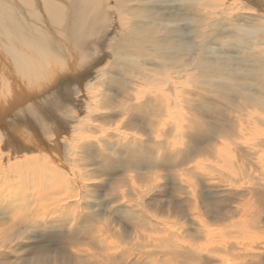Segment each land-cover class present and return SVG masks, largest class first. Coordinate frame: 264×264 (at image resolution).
I'll return each mask as SVG.
<instances>
[{"label":"bare ground","instance_id":"1","mask_svg":"<svg viewBox=\"0 0 264 264\" xmlns=\"http://www.w3.org/2000/svg\"><path fill=\"white\" fill-rule=\"evenodd\" d=\"M156 7L167 11L177 10L180 20L191 18L188 25L184 24V30H188L190 36L179 41L174 38L172 31L140 25L138 22L148 20L149 11ZM263 7L264 0H0V124L5 123V130L0 132V144L11 145L23 113L29 115L28 119L34 127L44 129L48 123L51 131L49 141L22 147V152H32V155L21 151L17 153L15 143L13 154L9 153L5 159L7 168L0 166V171L13 170L16 177L7 183L0 182V251L13 249V244L26 234L42 230L46 226V218L67 214L68 219L61 224L67 235L71 234L74 223L88 218L75 217L77 213L87 211L84 207L87 204L85 197L97 193L96 188L87 190V184L98 176L86 175L85 169L77 170L76 177L67 175V171H70L68 164L74 156V149L66 139L70 134V123L56 115L59 113L58 104H54V110H51L46 102L41 104L39 100L46 96L49 98L62 85L69 87L71 82L78 85L68 92V97L77 96L79 87L89 99L87 107L80 111L83 123L72 129V134L81 138L79 131L87 125L92 128L87 138L97 146H101V140L107 139L112 133L137 141L140 139L138 131L131 133L121 120L108 128L90 116L104 113L119 116L120 111H107L114 103H118L124 112L138 105L140 113L147 116L144 117L145 121L152 126L160 125L164 113L174 111L173 117L176 119L180 115L176 111V93L180 86H171V92L156 85L150 86L145 92L146 97L138 104L133 84L146 79L140 76L143 67L156 60L161 63L152 67L154 75L150 83L168 82V79L180 75L175 67L178 56L165 52L184 50L188 46L182 42L193 41L191 48L197 47L196 53L206 56L200 62L203 66L199 72L200 78L215 89L219 100L232 107H238L241 103L245 105V108L236 110L244 117L243 123L247 124L252 116L248 122L250 128L264 127V79H261L262 84L254 81L246 83L247 91L255 88L248 100H244L241 91L232 88L225 91L217 83L218 77L224 75H212L211 70L217 66L225 74L227 68L210 59V51L203 50L216 42L220 43V47L227 46L234 50H245L255 45V49L264 56ZM234 10L241 12L244 17H253H234ZM165 66L173 67L170 75ZM82 70L86 73L78 77L77 74ZM133 73L136 75L131 77ZM106 85H113L112 89L119 92V97H123L105 98L102 91ZM182 103L190 104L187 99ZM204 103L209 108L217 107L212 100H205ZM44 109L50 112L48 121L42 111ZM61 110L67 112L63 106ZM12 112L20 113L5 122L4 119ZM187 127L194 128L193 122L188 123ZM181 133L182 127H177L175 136L179 138ZM216 137L223 141L230 139L227 134ZM255 149L262 150L260 144H253L250 151ZM195 156L200 166L204 165L203 160L209 158L202 148H196ZM254 161L252 171L246 176L247 180L239 184L264 188V159L256 155ZM220 162L223 170L212 171L213 176L232 169L231 164ZM180 164L186 169L181 170L180 174L176 173V176L187 178L194 162ZM18 169L25 170L26 174H19ZM126 178L133 179L131 174L126 175ZM19 181L22 187L14 188ZM4 183L11 190H5ZM219 184L210 182L204 185L214 189L220 187ZM125 191L136 200L139 197L143 199V190L141 192L135 186ZM13 196L17 197L16 202ZM100 205L103 207L105 203L101 202ZM258 206L262 207L261 204ZM254 219V225L260 224L264 222V214L261 217L255 215ZM150 228L157 234L156 252L151 257L144 247H131L124 239L111 243L108 222L89 218L81 232L99 236L102 240L95 246L88 237L85 238L87 247L82 244L84 241L64 239L54 242L50 256L25 257L14 260L13 264H264V244L244 243L241 241L243 239H236L239 241L230 245L224 234L214 233L204 223L191 224L188 231L180 227L174 230L167 222L157 218ZM5 229L8 231L7 236ZM246 230L249 228H244L242 232ZM226 234L231 236V232ZM95 247L100 251H96ZM112 248L119 250V254H108L106 261L99 262L100 255ZM139 255L144 260L137 262ZM5 256L0 254V264L12 262Z\"/></svg>","mask_w":264,"mask_h":264},{"label":"rangeland","instance_id":"2","mask_svg":"<svg viewBox=\"0 0 264 264\" xmlns=\"http://www.w3.org/2000/svg\"><path fill=\"white\" fill-rule=\"evenodd\" d=\"M149 13L148 20L138 22L140 25H146L151 29L159 27L164 28L165 31H172L174 38L179 41L190 36L189 31L184 30V24L188 25L191 18L180 20L177 10L167 11L156 7ZM236 16L253 17V15L244 17L241 12L234 10V17ZM182 43L188 48L165 52V54L178 56V64L175 67L181 73L180 75L168 79V82L150 83L154 75L151 71L152 67L161 63L156 60L143 67L144 71L140 76L146 79L141 83L134 85L130 78L138 104L146 97L145 92L150 86L156 85L166 89L167 92H171L169 89L171 86H180L176 93L178 97L176 111L180 115L176 119L173 117L174 111L164 113L160 125L152 126L145 121L144 117L147 116L140 113L138 105H135L129 112H124L118 103H114L113 107L107 111H120L119 116L113 117L108 113L90 116L92 120L108 128L114 127L121 120L131 133H134V130L138 131L140 139L137 141L112 133L107 139L101 140V146H97L95 142L87 138V134L92 133V128L87 125L79 131L81 138L72 134V129L83 123L80 111L87 107L89 100L79 87L77 96L68 97V92L74 86H78L72 82L69 87L62 85L61 88H56L49 98L46 96V98L39 99L41 104L46 102L51 110H54V104H58L59 113L56 115L70 123V134L66 139L74 149V156L68 164L70 171H67V175L73 174L76 177L77 170L85 169L86 175L98 176L96 179L89 180L90 183L87 184V190L96 188L97 193L94 196L90 194L85 197L87 204L84 207L87 211L77 213L75 218L82 216H88V218L74 223L70 235H67L65 229L61 227L62 222L68 219L67 214L46 218V226L42 230H36L34 234H26L22 240L13 244L15 245L13 249L0 251V254L6 255V259L10 258L12 261L7 264H13L14 260L25 257L33 259L50 256L54 242L64 239L84 241L82 244L87 247L85 238L88 237L95 246L102 239L97 235L81 232L89 218L104 219L108 222L111 243L124 239L131 247H144L149 257L156 252L157 234L150 228V225L157 218L167 222L174 227V230L180 227L188 231L191 224L204 223L206 227L212 228L214 233L224 234V238L230 245L240 239H243L241 241L244 243L264 244V222L254 225L255 215L261 217L264 214V188L259 185L247 187L244 183L239 184L247 180L246 176L252 171L255 156L259 155L264 159V127L250 128L248 122L252 116L249 117L247 124L243 123L244 117L236 112L238 109L245 108L243 103L238 107H232L227 102L218 99L215 89L199 76L203 67L200 62L206 56L204 53H196L197 47L191 48L193 41L187 40L186 43ZM255 48L256 46L252 45L245 50H234L227 46L220 47V43L216 42L203 49L210 51V59L218 61L221 67L227 68L225 74L217 66L211 70L212 75H224L217 79L220 87L225 91L230 88L241 91L244 94V100H248L255 91V88L247 91L246 83L254 81L262 84L261 79H264V56ZM165 68L170 75L173 67L165 66ZM85 73L86 71L82 70L77 76L80 77ZM111 74H113L112 71ZM134 75L136 73H133L131 77ZM112 87L113 85H106L103 88L102 95L105 98L119 97V92L113 90ZM185 99L189 101V105L182 103ZM205 100H212L217 107H207ZM62 106L67 112L61 110ZM42 111L46 114L48 121L50 112L47 109ZM18 113L20 112L9 113L4 121H10ZM28 118L29 115L23 113V117L18 120L16 134L11 139V145L0 144V166L7 168L5 159L9 153L13 154L15 143H17L15 151L18 153L22 152L23 146H34L35 142L49 141L51 131L48 129V123L45 124L44 129H39L34 127ZM190 122H193L194 128L187 127ZM177 127H182L179 138L175 136ZM0 130V132L5 130V123L0 124ZM221 134L230 135V139L223 141L216 137ZM253 144H260L262 150L257 151L256 148L250 151ZM196 148L205 149L209 155V158L202 161L203 166L199 165L198 158L195 156ZM22 153L32 155V152ZM47 154L55 157L52 153ZM188 161L194 162L191 165L193 167L191 172L188 173L187 178H177L176 173L180 174L181 170L186 169H183L185 166L180 163ZM220 161L231 164L232 169L213 176L212 171L223 170ZM18 173L25 175L26 171L18 169ZM128 174L132 175V180H127L126 175ZM13 178H16L13 170L0 171V182L7 183ZM27 180L24 179V181ZM210 182H220V187L211 189L204 185ZM6 183H4L5 190H11ZM132 186L137 187L141 192L143 190L142 200L140 197L136 200L125 191ZM21 187L19 181L14 188ZM13 198L16 202L17 197L13 196ZM101 202L105 203L103 207L100 205ZM258 202L259 204H256ZM260 204L262 207L258 206ZM93 209L96 211L93 212ZM260 210L263 212L260 213ZM2 227L5 228V225ZM244 228H249V230L243 233ZM5 232L7 236L6 229ZM230 232L231 236L226 234ZM1 238L3 239V236ZM15 241L14 238L13 242ZM95 250L100 251L96 247ZM108 254H119V250L112 248L109 252H104L100 255L99 262L100 260L106 261ZM81 255L89 260L83 254ZM143 260L142 255L136 258L137 262Z\"/></svg>","mask_w":264,"mask_h":264}]
</instances>
